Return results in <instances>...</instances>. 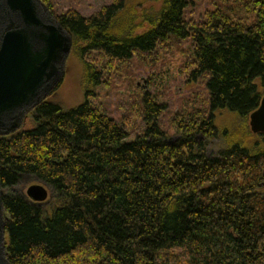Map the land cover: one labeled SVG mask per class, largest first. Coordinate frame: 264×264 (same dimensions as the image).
<instances>
[{
  "label": "trees",
  "instance_id": "obj_1",
  "mask_svg": "<svg viewBox=\"0 0 264 264\" xmlns=\"http://www.w3.org/2000/svg\"><path fill=\"white\" fill-rule=\"evenodd\" d=\"M247 1L250 22L219 8L193 22L186 0H160L155 13L142 14L148 26L139 32L126 0L89 16H54L83 63L84 99L68 108L42 99L30 126L0 133L10 263L264 264V134L248 125L264 95V0ZM169 36L190 38L184 69L192 80L206 78L208 111L175 116L170 139L158 122L163 106L144 94L145 127L128 140L92 103L93 90L106 85L101 76L116 59ZM222 112L239 120L238 136L224 128L226 145L208 155ZM25 176L48 188L46 200L15 191Z\"/></svg>",
  "mask_w": 264,
  "mask_h": 264
},
{
  "label": "rangeland",
  "instance_id": "obj_2",
  "mask_svg": "<svg viewBox=\"0 0 264 264\" xmlns=\"http://www.w3.org/2000/svg\"><path fill=\"white\" fill-rule=\"evenodd\" d=\"M43 2L42 0H40ZM111 0H49L50 14L45 15L46 23L56 24L54 16L74 9L82 16H89L110 3ZM184 16L193 22L201 20L208 10L219 8L246 22L253 19V12L247 6V0H186ZM47 6V5H46ZM160 7V0H126L125 14L134 16V32L143 31L148 24L142 20V14L155 13ZM140 24V25H139ZM138 25V26H137ZM72 45V44H71ZM92 56L94 54L92 53ZM192 56L190 38H176L169 36L155 44L149 51H133L131 56L123 62L116 59L112 67L103 72L101 78L105 84L94 88L91 96L92 103L101 111L115 118L129 133L128 140L140 133L145 122L142 117V96L147 94L156 103L163 106L158 115L160 126L170 138L176 136L172 120L175 116L191 112L208 111V92L204 76L195 80L190 79L185 67ZM59 74L51 85L48 93L43 97L53 99L63 107H72L84 99V68L80 57L71 49L62 63H57ZM184 71V72H183ZM55 91L51 93L54 89ZM32 111V109H31ZM31 111L24 120L22 127L33 123ZM238 121L228 112H222L216 118L220 131L205 144V152L215 155L226 145V138L221 133L227 129V136H238ZM16 123L17 120H12ZM22 122V121H21ZM42 184L33 176H25L15 187V191L26 193L28 186ZM48 193L49 190L46 187ZM3 209L1 219L3 221ZM3 246L6 234L3 228L1 240ZM5 247V246H4Z\"/></svg>",
  "mask_w": 264,
  "mask_h": 264
},
{
  "label": "water",
  "instance_id": "obj_3",
  "mask_svg": "<svg viewBox=\"0 0 264 264\" xmlns=\"http://www.w3.org/2000/svg\"><path fill=\"white\" fill-rule=\"evenodd\" d=\"M50 9L40 0H0V133L16 129L22 112L34 108L48 93L71 49V36L60 24L46 23ZM252 133L264 134V95L248 115ZM173 139V138H170ZM25 195L44 201V184H32ZM0 195V264L10 263L1 242L3 221Z\"/></svg>",
  "mask_w": 264,
  "mask_h": 264
},
{
  "label": "flooded vegetation",
  "instance_id": "obj_4",
  "mask_svg": "<svg viewBox=\"0 0 264 264\" xmlns=\"http://www.w3.org/2000/svg\"><path fill=\"white\" fill-rule=\"evenodd\" d=\"M43 99H45V98H43ZM31 109H33V108H31ZM31 109L28 111H24V112H22V114L20 116H17V121L19 120L18 121L19 123H18V126L16 128L22 127L24 125V120L28 116Z\"/></svg>",
  "mask_w": 264,
  "mask_h": 264
}]
</instances>
